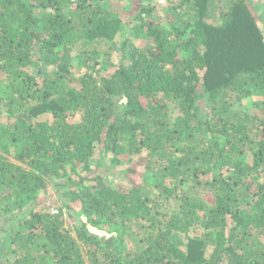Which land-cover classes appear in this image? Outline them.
<instances>
[{
	"label": "trees",
	"instance_id": "16d2710c",
	"mask_svg": "<svg viewBox=\"0 0 264 264\" xmlns=\"http://www.w3.org/2000/svg\"><path fill=\"white\" fill-rule=\"evenodd\" d=\"M109 1L0 0V215L16 210L0 264H264V0H144L145 46L125 39L97 76ZM96 152L148 176L112 186ZM75 208L118 229H69Z\"/></svg>",
	"mask_w": 264,
	"mask_h": 264
},
{
	"label": "rangeland",
	"instance_id": "374dc122",
	"mask_svg": "<svg viewBox=\"0 0 264 264\" xmlns=\"http://www.w3.org/2000/svg\"><path fill=\"white\" fill-rule=\"evenodd\" d=\"M154 1V0H153ZM156 1V0H155ZM166 1V0H165ZM255 3H260L259 0H254ZM164 3V2H163ZM160 5H164V4ZM145 5L144 0H111L108 2V9L109 11L117 16L120 21L121 25L117 33L115 34L114 39L108 44L101 45V55L102 53H105V51L109 52V55L107 56V66L103 67L101 65L97 66L98 75L97 76H103L105 74L111 73L116 65L117 62L120 59V44L125 39H128L126 45L123 47V51L127 52L129 47H142L145 46L146 41L144 37L138 36L137 30H134V26H136L135 21V15L140 9L141 6ZM264 15V12H263ZM139 33V32H138ZM142 34V33H141ZM71 60V68L70 71L73 73V76L79 77L81 73L83 72V69L78 66L79 58L75 55ZM100 60L105 58V56H100ZM31 73H33L32 68L29 70ZM38 81L40 80L37 78ZM74 82V81H73ZM261 98V96H259ZM264 98V97H263ZM260 100L256 97L244 99L242 100L243 104H245L249 109L250 113L254 114V112L257 110L255 107L256 102L254 100ZM42 118L44 116H41ZM7 113L0 105V124H4L8 121ZM114 157V159H112ZM247 158H250L249 156ZM97 161H100L99 167H96ZM131 163H127V159L125 157H115L111 155H104L103 152H96L95 155L92 156L90 160V165L94 168L95 173L102 172L104 173V178L108 180V182L112 186H119L121 188H129L132 185H142V182L144 181L145 177L148 176V174L143 172L142 168H137L136 171H128L130 168ZM216 170V169H215ZM215 170L210 171V174L215 173ZM105 171V172H104ZM209 174V175H210ZM208 175V174H207ZM208 175V177H209ZM63 179L60 178H51L50 185L46 188L44 192H41L38 196L41 198V201L43 203H46L48 205V210L55 209L59 211V207L61 204V198L57 194V190H55V187H53L54 184L62 183ZM91 182L88 181L87 184H90ZM203 193V190H200L199 195ZM209 201H210V197ZM69 211V210H68ZM66 211L65 209L62 210L64 213V219L66 220L65 225L67 228L72 229L73 226L78 225L80 222L86 225V228L91 233H95L98 235L106 234V236L113 235L117 229L118 225L109 227L105 223H102L100 226L95 227L93 226L88 217L85 213L82 212L79 208H75L72 211ZM16 212L11 211L9 214H3L0 215V246L2 249V255H4V258L9 260L12 258L10 254V245H9V230L10 227L16 226V221L13 218L12 215H14ZM13 218V220H12ZM8 230V231H7ZM199 231H193L192 234L198 233ZM8 233V234H7ZM83 250V249H82ZM85 250V248H84Z\"/></svg>",
	"mask_w": 264,
	"mask_h": 264
},
{
	"label": "built area",
	"instance_id": "2783aa9c",
	"mask_svg": "<svg viewBox=\"0 0 264 264\" xmlns=\"http://www.w3.org/2000/svg\"><path fill=\"white\" fill-rule=\"evenodd\" d=\"M159 2H160V3H163V0H159ZM56 212H57V210H55V209H52V210H51V213H56Z\"/></svg>",
	"mask_w": 264,
	"mask_h": 264
}]
</instances>
